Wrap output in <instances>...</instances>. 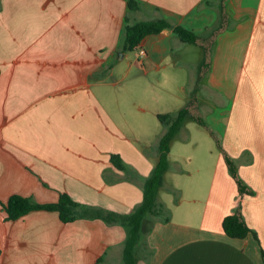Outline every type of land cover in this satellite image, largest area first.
Returning <instances> with one entry per match:
<instances>
[{
  "label": "crops",
  "instance_id": "obj_1",
  "mask_svg": "<svg viewBox=\"0 0 264 264\" xmlns=\"http://www.w3.org/2000/svg\"><path fill=\"white\" fill-rule=\"evenodd\" d=\"M128 1L0 0V264H126L119 223L63 222L46 209L11 219L3 204L13 194L52 203L62 192L120 213L142 202L165 131L157 114L184 105L201 49L165 27L123 51L124 25L161 16L202 32L217 22L220 0H135L131 10ZM226 10L199 103L203 112L206 89L224 119L221 144L252 192L239 194L221 150L198 144L201 130L186 121L165 180L177 161L171 150L184 141L203 149L200 168L216 151L209 187L176 203L159 190L169 219H156L136 264H264V0H228ZM238 203L257 239L225 233L223 218Z\"/></svg>",
  "mask_w": 264,
  "mask_h": 264
},
{
  "label": "trees",
  "instance_id": "obj_2",
  "mask_svg": "<svg viewBox=\"0 0 264 264\" xmlns=\"http://www.w3.org/2000/svg\"><path fill=\"white\" fill-rule=\"evenodd\" d=\"M227 1L220 0L217 22L211 26H207L202 32H195L182 25L174 24L167 18L161 16L134 21L129 20V18L126 20L120 41V49L123 51L135 49L140 46L146 35L158 33L165 27L171 28L182 42L197 45L201 49L195 83L184 105L175 111L157 114L165 126V131L159 138L157 144L158 158L152 173L144 181L143 199L138 206L128 213H120L84 206L63 192L59 195L58 200L52 203H40L31 196L13 194L3 204L8 218H18L34 209H46L57 211L63 222H70L82 217H90L101 218L108 223H119L124 226L127 233L123 248L126 264H136L139 253H142V255L143 253H147V236L153 229L156 219L164 216L165 210L157 200V196L159 190L162 189L165 183L164 174L170 167L168 155L171 141L181 126L188 120H194L198 125L205 127L215 137L213 130L210 129L201 111L199 91L201 82L210 68L215 38L229 24V14L226 10ZM128 7L130 10L140 8L135 0H129ZM215 139L218 148L223 154L227 170L236 182L239 194L251 193L252 190L249 185L239 174L238 160L223 148L219 138L215 137ZM111 160L117 167H123L121 157L118 154H112ZM168 219L167 216L163 217L164 221ZM222 226L228 236L243 238L252 233L257 239V233L246 221L240 203L236 205L231 213L224 216ZM262 258L264 262V250H262Z\"/></svg>",
  "mask_w": 264,
  "mask_h": 264
},
{
  "label": "rangeland",
  "instance_id": "obj_3",
  "mask_svg": "<svg viewBox=\"0 0 264 264\" xmlns=\"http://www.w3.org/2000/svg\"><path fill=\"white\" fill-rule=\"evenodd\" d=\"M202 94L205 95V98L207 99V106L202 113H204V118L206 119L210 129L213 130L215 137L219 138L221 142L223 133L222 130L224 128V119L218 117V113L214 108L217 103L215 102L214 98L211 97V93H208L206 89H204L202 91ZM222 106L224 105L222 104ZM207 113L210 115L209 117L206 116ZM192 124L196 125L197 128L201 130L200 132H194L193 134V138L194 140H198V144H203L205 148H207V144L214 145V147L217 145L215 137L209 134V131L205 127H202L193 121ZM184 144L187 143H185L184 141H180L175 144L173 149L171 150V157L177 161H174L176 164L175 166H173V169L170 170L167 174L166 180L164 177L165 183L161 189L164 195L168 196L170 195L168 194L169 192L172 193L170 196H172V202L174 203L181 200H183V202H187V200L192 198L193 194L188 192V190H190L191 188H193L192 190H194V186L196 191L198 190V192H205L209 187L211 175L214 168L215 157L213 154H215L216 151L212 153L211 157H209L208 159H204V167L200 168V166H198L196 162L202 154L203 149L200 146L197 150H194L188 145ZM190 157H192V160ZM199 170L200 172H197ZM174 188L175 190L177 189V193L172 190ZM166 198L168 199V197Z\"/></svg>",
  "mask_w": 264,
  "mask_h": 264
},
{
  "label": "built area",
  "instance_id": "obj_4",
  "mask_svg": "<svg viewBox=\"0 0 264 264\" xmlns=\"http://www.w3.org/2000/svg\"><path fill=\"white\" fill-rule=\"evenodd\" d=\"M144 53H145V50L141 47V48L139 49V54L144 55Z\"/></svg>",
  "mask_w": 264,
  "mask_h": 264
}]
</instances>
